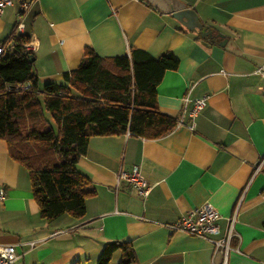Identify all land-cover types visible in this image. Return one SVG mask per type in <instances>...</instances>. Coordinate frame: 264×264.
<instances>
[{
  "label": "crops",
  "instance_id": "obj_1",
  "mask_svg": "<svg viewBox=\"0 0 264 264\" xmlns=\"http://www.w3.org/2000/svg\"><path fill=\"white\" fill-rule=\"evenodd\" d=\"M180 1L215 35L213 43L178 29L144 0H35L22 15L23 29L15 33L35 47L40 85L61 83L85 47L99 57L126 56L130 48L153 58L172 53L178 68L164 73L156 102L181 124L156 140L91 137L76 165L94 189L85 215L51 224L39 216L27 171L0 140V246L15 247V264H95L111 241H129L136 264H222L207 240L169 228L205 205L218 213L213 239L224 236L234 216L225 264H264V95L252 74L264 68V0ZM18 21L17 5L4 10L0 42ZM203 96L207 105L190 128L191 101ZM134 166L151 187L144 198L118 182V173ZM120 258L114 252L110 264Z\"/></svg>",
  "mask_w": 264,
  "mask_h": 264
},
{
  "label": "trees",
  "instance_id": "obj_2",
  "mask_svg": "<svg viewBox=\"0 0 264 264\" xmlns=\"http://www.w3.org/2000/svg\"><path fill=\"white\" fill-rule=\"evenodd\" d=\"M15 28L0 42V140L9 158L27 171L43 221L51 224L65 215L81 219L86 199L94 195L76 166L88 140L125 134L156 140L170 134L177 122L159 112L156 88L166 71L178 68V59L169 52L153 58L134 48L126 56L99 57L85 47L61 83L40 85L33 53L24 48L30 38ZM208 30L203 26L202 32ZM191 33L202 39L201 32ZM203 39L213 43L215 35ZM116 251L118 264H136L129 241L106 243L95 264H110Z\"/></svg>",
  "mask_w": 264,
  "mask_h": 264
},
{
  "label": "built area",
  "instance_id": "obj_3",
  "mask_svg": "<svg viewBox=\"0 0 264 264\" xmlns=\"http://www.w3.org/2000/svg\"><path fill=\"white\" fill-rule=\"evenodd\" d=\"M34 2L35 0H0V17L6 8L17 5L19 21L16 23L15 31L20 32L23 29L21 17L30 9ZM24 48L27 52L31 53H33L35 50L34 45L31 43L26 44ZM1 52L2 50L0 49V53ZM252 74L258 76L262 80L261 85L257 87V91L264 95L263 66L256 67ZM25 88L26 87H23V89ZM189 101L190 100L187 97H184V104H187ZM207 101L208 96H203L191 101L192 109L188 112V117L191 119V123L189 125L190 128L193 127V119L206 107ZM180 124L181 123L178 122L177 126ZM262 163L263 161L259 163L254 171V174L258 171ZM117 178L118 182H124L137 194V196L141 198L146 197L151 188L137 166L132 167L128 172H119ZM4 199V192L3 190H0V203L3 202ZM217 219L218 213L209 205H205L192 209L186 215L182 216L177 222L170 225L169 228L172 232H180L190 237H197L207 240L212 246L213 255L219 253L223 258L222 264H225L227 254L230 251L229 243L232 238L234 216L228 219V227L224 236L221 239H213L212 237H215L219 234V229L216 225ZM237 250L238 249L236 248L235 251ZM16 260L17 255L14 246H0V264H15Z\"/></svg>",
  "mask_w": 264,
  "mask_h": 264
},
{
  "label": "water",
  "instance_id": "obj_4",
  "mask_svg": "<svg viewBox=\"0 0 264 264\" xmlns=\"http://www.w3.org/2000/svg\"><path fill=\"white\" fill-rule=\"evenodd\" d=\"M153 8L161 13L169 14L172 19L180 24L189 32H201V36H210V32H202L203 26L199 22L195 11L191 8H186L185 4L180 0H144ZM224 42L221 43V46ZM34 59L30 58L32 62Z\"/></svg>",
  "mask_w": 264,
  "mask_h": 264
}]
</instances>
